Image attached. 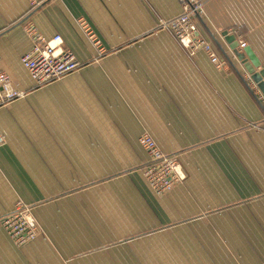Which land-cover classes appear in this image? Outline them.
<instances>
[{
	"label": "crops",
	"instance_id": "1",
	"mask_svg": "<svg viewBox=\"0 0 264 264\" xmlns=\"http://www.w3.org/2000/svg\"><path fill=\"white\" fill-rule=\"evenodd\" d=\"M37 1L0 0V71L27 93L0 108V219L20 199L41 231L16 246L0 224V264H264V96L221 35L264 71V0ZM197 3L224 69L151 33ZM26 22L84 66L35 86ZM141 134L178 159L165 194L142 175Z\"/></svg>",
	"mask_w": 264,
	"mask_h": 264
},
{
	"label": "built area",
	"instance_id": "2",
	"mask_svg": "<svg viewBox=\"0 0 264 264\" xmlns=\"http://www.w3.org/2000/svg\"><path fill=\"white\" fill-rule=\"evenodd\" d=\"M29 3L33 8L40 1L29 0ZM200 12V3L194 4L192 8L185 4L181 14L168 20H159L157 28L171 33L189 55H193L196 51H203L217 69H224L226 62L219 57L212 44L198 32L193 18L194 14ZM82 26L89 40L101 54L103 48L97 37L88 26L85 24ZM24 30L31 40V48L21 56L20 61L34 81L35 86L41 87L51 84L84 66L70 50L62 48L60 36L55 35L51 39H47L31 22L25 23ZM243 46L244 44H240V47ZM26 94L6 73L0 71V108L25 97ZM4 142V137L0 133V146ZM138 142L148 158L142 168L145 180L156 194L169 192L176 182L184 178L177 157L164 155L156 142L147 134H141ZM20 201L16 202L15 209L1 217L0 224L12 239L17 237L31 240L36 233V224L32 221L28 211L17 208V205L23 203Z\"/></svg>",
	"mask_w": 264,
	"mask_h": 264
},
{
	"label": "water",
	"instance_id": "3",
	"mask_svg": "<svg viewBox=\"0 0 264 264\" xmlns=\"http://www.w3.org/2000/svg\"><path fill=\"white\" fill-rule=\"evenodd\" d=\"M221 35L224 38V40L230 45V49L233 55L239 62H241V64H245L246 59L250 61L251 67L247 66L245 67L247 70L246 69L245 70L249 74L250 81L256 86L257 90L264 96V71L263 70H260L259 72L255 71V68L259 66V62L255 59L253 54H251L248 48L238 49L239 42L236 40L234 35L229 34L227 31H223ZM227 60L231 62L229 57H227ZM231 64L233 63L231 62Z\"/></svg>",
	"mask_w": 264,
	"mask_h": 264
},
{
	"label": "rangeland",
	"instance_id": "4",
	"mask_svg": "<svg viewBox=\"0 0 264 264\" xmlns=\"http://www.w3.org/2000/svg\"><path fill=\"white\" fill-rule=\"evenodd\" d=\"M158 25L153 29V31H151V33H156V32H158V31H161V30H158ZM167 33H169L168 31H166ZM149 34H150V32H149ZM172 37H173V35L171 34V33H169ZM103 48V47H102ZM111 52V50H104L103 49V52L101 53V55L102 54H109ZM113 52V51H112ZM101 58V57H100ZM99 58V59H100ZM147 156V155H146ZM145 166V163L143 164V166H142V168ZM142 171V170H141ZM142 175H143V173H142ZM143 177H144V175H143ZM145 179V178H144ZM146 181V180H145ZM147 182V181H146ZM149 185V184H148ZM150 187V186H149ZM165 194V193H164ZM161 195V194H160ZM20 199H18L17 201H19ZM16 201V202H17ZM22 201V200H21ZM20 201V202H21ZM16 202H15V204H16ZM23 202V201H22ZM15 204H14V208L13 209H15L16 208V206H15ZM17 208H19V210H24V211H28L29 212V215H30V217H31V219H32V221H34V224H36V233H35V236H34V238L33 239H31V240H28V239H23V238H15V239H12L9 235H8V233H7V235H8V237L12 240V242L16 245V246H23V245H25V244H27V243H29V242H31V241H33V240H35L36 238H37V236L40 234V228H39V225H38V223L36 222V220H35V218H34V216H33V214H32V210H33V208H34V206L33 205H31V204H28V203H25V202H23L21 205H17ZM12 209V210H13ZM11 210V211H12ZM3 227V226H2ZM3 229H4V227H3ZM5 230V229H4Z\"/></svg>",
	"mask_w": 264,
	"mask_h": 264
}]
</instances>
